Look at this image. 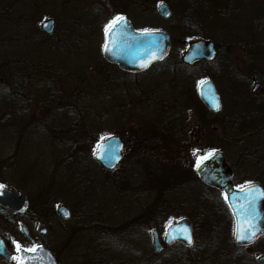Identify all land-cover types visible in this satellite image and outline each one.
Masks as SVG:
<instances>
[{
  "label": "rangeland",
  "instance_id": "obj_1",
  "mask_svg": "<svg viewBox=\"0 0 264 264\" xmlns=\"http://www.w3.org/2000/svg\"><path fill=\"white\" fill-rule=\"evenodd\" d=\"M110 1L0 0V182L30 199L13 222L0 208V236L13 253L14 241L30 247L23 222L60 264H262L264 235L236 244L221 190L195 178L193 166L221 151L233 184L264 187V0L129 3L136 27L165 30L173 41L163 62L141 72L103 58ZM160 2L170 18L160 16ZM49 19L53 34L42 30ZM192 34L217 44L214 61L182 66ZM205 78L219 90L218 112L199 97ZM114 134L126 143L124 157L108 171L94 152ZM182 218L194 222L193 247L155 252L152 229L163 240L165 225Z\"/></svg>",
  "mask_w": 264,
  "mask_h": 264
},
{
  "label": "water",
  "instance_id": "obj_2",
  "mask_svg": "<svg viewBox=\"0 0 264 264\" xmlns=\"http://www.w3.org/2000/svg\"><path fill=\"white\" fill-rule=\"evenodd\" d=\"M158 12L164 18H169L172 14L170 7L166 3L158 6ZM108 29L106 33V42L108 50L103 49L104 58L111 63L118 64L124 71H137L148 68L152 63L162 60L167 56L171 47L170 34L164 30H150L151 35L143 31H136L131 22L126 18ZM42 30L48 34L55 31V21L49 19L42 24ZM217 58L216 44L214 41L205 38H194L189 41L188 48L182 55V61L193 66L201 61L212 62ZM146 65V66H144ZM259 87L256 84L253 88L255 91ZM199 93L202 101L209 110L218 112L222 108L221 96L215 83L210 80H204L199 86ZM124 142L120 136H111L102 141L95 154V159L101 166L108 170H114L123 159ZM201 179L208 185L220 188L224 193L229 195L227 203L229 204L235 217V234L234 240L237 244H249L264 234V197L259 192L246 198V194L235 188L233 184V169L227 162L225 154L221 151L214 153L213 158L207 162L201 169L197 170ZM249 188L264 191L261 184L254 183L248 185ZM248 199L253 203L248 204ZM0 205L9 207L14 212H25L29 208L28 196L24 193H17L7 185L0 187ZM58 212L63 218H70L71 212L65 205H60ZM256 224V235L250 240L238 241L236 232L245 225L241 221H247L248 217ZM176 230L173 238V230ZM21 231L29 240H33L29 235L26 225H21ZM166 235L165 243L172 244L176 241H182L187 246L194 242L193 223L190 219L184 218L172 225ZM190 232L191 244L183 238V235ZM41 234L46 233V229L40 230ZM154 249L160 252L164 244L161 241L157 230H153ZM35 253H26V264H58L50 249L43 245L37 246ZM0 256L5 260H10L12 255L8 252L5 242L0 238ZM264 264V256L259 259ZM17 264V262H16Z\"/></svg>",
  "mask_w": 264,
  "mask_h": 264
},
{
  "label": "snow or ice",
  "instance_id": "obj_3",
  "mask_svg": "<svg viewBox=\"0 0 264 264\" xmlns=\"http://www.w3.org/2000/svg\"><path fill=\"white\" fill-rule=\"evenodd\" d=\"M124 18L117 16L110 25H108V28H111L112 26L116 25L117 23H119L120 21H122ZM108 28H106V32L108 30ZM145 34L151 35V31L148 29L144 30ZM105 50H108V46L107 44H105ZM146 66V65H144ZM214 156V152L210 151L208 152L206 155L199 157V159L197 160L196 163V168L197 170L201 169L202 166H204L205 164H207V162H209ZM2 187V186H0ZM240 191L244 192L246 194V198L251 197L252 194L259 192L261 197H264V191H260L259 189H255V188H249V186L246 185H242L239 188ZM224 198L225 200L229 199V195L227 193L224 194ZM253 203V201L251 199H248V204L249 206H251V204ZM242 224H244L245 226L243 228H240L237 230L236 232V236H237V240L238 241H243V240H250L252 239V237H254L256 235L257 231H261L260 229L257 228L256 224H254L252 222V218L249 216L248 220L245 221H241ZM169 224H171V221H169ZM169 224L165 225V228L167 229ZM175 229L173 230V238H176L174 233H175ZM165 235H170L169 232H165ZM181 235H183V238L186 239L189 244H191V236H190V232L188 234H184L183 232L181 233ZM14 246L15 249L18 253L17 256L12 257V259L17 261V264H26V260H25V254L26 253H35L38 248L37 246H33L32 248H25L20 242L18 241H14Z\"/></svg>",
  "mask_w": 264,
  "mask_h": 264
},
{
  "label": "flooded vegetation",
  "instance_id": "obj_4",
  "mask_svg": "<svg viewBox=\"0 0 264 264\" xmlns=\"http://www.w3.org/2000/svg\"><path fill=\"white\" fill-rule=\"evenodd\" d=\"M105 2L107 3V4H109V5H112V2L110 1V0H105ZM105 3V4H106ZM129 3H138V1L137 0H116V4H115V13H113L111 16H110V18L108 19V21H113V18H114V16L115 15H118V16H126L127 18H129V20H130V17H129ZM106 8V7H105ZM115 19V18H114ZM133 25L135 26V24L133 23ZM136 27V26H135ZM255 83H257V82H255ZM124 144H126L125 143V141H124ZM2 184H3V182H0V186H2ZM0 208L1 209H4V210H7L9 213H10V215H11V217H12V220H10V222H13V218H16L18 215H22V214H20V213H18V212H14L13 210H11V209H9L8 207H5V206H2V205H0ZM26 213V212H25ZM24 214V213H23ZM14 223H16V222H14ZM12 224V223H11ZM20 224V222L17 224V225H19ZM45 228V227H44ZM28 229H29V233H30V235H31V237L33 238V241L31 240V241H28L29 242V244H30V246L31 247H33V246H35V245H37V244H42V243H40L38 240H37V237H35V235H33L32 233H31V230H30V228L28 227ZM46 229V232H47V228H45ZM194 234H195V229H194ZM0 237H2L3 239H4V241H5V244H6V246H7V249H8V251L13 255L12 257H14L15 255H14V253H13V251L11 250L12 248V243H10V239L9 238H7L6 236H0ZM193 247V246H192ZM192 247H189V248H187V249H191ZM165 249V248H164ZM12 257H11V259L10 260H5V259H3L2 257H0V259L2 260V261H4V262H6V263H11L14 259H12ZM173 260H175L174 258H173ZM14 264H16V260H15V262H14Z\"/></svg>",
  "mask_w": 264,
  "mask_h": 264
},
{
  "label": "trees",
  "instance_id": "obj_5",
  "mask_svg": "<svg viewBox=\"0 0 264 264\" xmlns=\"http://www.w3.org/2000/svg\"><path fill=\"white\" fill-rule=\"evenodd\" d=\"M191 33H192V32H191ZM191 33H190V34H191ZM194 36H198V34H192V35H191V37H194ZM199 36H201V35H199ZM174 43H175V40H174ZM182 66H183V67L190 68V67H188V66H186V65H184V64H182ZM2 86H3V85H2ZM5 87H6V86H5ZM5 91H6V90H5ZM6 93H8V92L6 91ZM0 97H2V96L0 95ZM0 101H1V99H0ZM0 106H1V103H0ZM0 113H1V112H0ZM4 118H5L4 115L1 114V115H0V123L3 122ZM85 146H87V145H85ZM161 163H163V162H161ZM171 163H173V162H171ZM193 170H194V168H193ZM195 178H198V179H199V177H198L197 175H196ZM211 189H212V190H215V189H213L212 187H211ZM220 193H221V192H220ZM220 196H221V195H220ZM226 207H227V206H226ZM226 207L224 208L225 211H226V213H227V214L225 213V214H226V217L228 216V218H231L230 212L228 211L229 209L227 210L228 207H227V208H226ZM222 210H223V207H222ZM53 252H54V251H53Z\"/></svg>",
  "mask_w": 264,
  "mask_h": 264
}]
</instances>
